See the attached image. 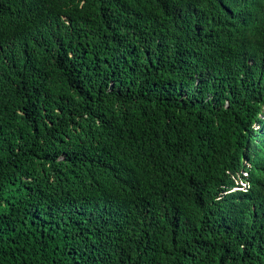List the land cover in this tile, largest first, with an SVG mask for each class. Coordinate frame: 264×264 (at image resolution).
I'll list each match as a JSON object with an SVG mask.
<instances>
[{
  "label": "trees",
  "instance_id": "obj_1",
  "mask_svg": "<svg viewBox=\"0 0 264 264\" xmlns=\"http://www.w3.org/2000/svg\"><path fill=\"white\" fill-rule=\"evenodd\" d=\"M53 2L0 0L38 18L0 50V264H264L213 186L247 170L264 199L243 164L264 160V0ZM62 13L72 33L37 43ZM107 198L150 208L146 246H117Z\"/></svg>",
  "mask_w": 264,
  "mask_h": 264
},
{
  "label": "clouds",
  "instance_id": "obj_2",
  "mask_svg": "<svg viewBox=\"0 0 264 264\" xmlns=\"http://www.w3.org/2000/svg\"><path fill=\"white\" fill-rule=\"evenodd\" d=\"M37 2L40 3V0H37ZM42 2L51 4L47 16L51 14L53 9L57 8L53 0H42ZM68 17L72 19V17L62 13L58 17L59 22L55 25H50L47 33L36 30L37 43H43L48 46V39L51 35L72 33L62 24V21L69 24L67 22ZM35 21H38V18H27L21 13L12 11L5 12L3 11V6L0 5V50L5 52L13 50L17 44H11L9 41L15 40L18 36L17 28L30 30L34 28L33 22ZM198 146L202 148L203 143H200ZM254 157L257 156L249 152L244 158L243 164L246 168L250 169V171L264 166L263 159H254ZM250 174L249 171L245 170L235 174L223 175L213 181V186L217 190H222L223 195L226 194V196H229L230 206L225 217H227L228 220L230 218H235L244 225L250 235L252 234L257 237L260 233L264 232V199L258 197V195H255L254 192L251 191ZM189 176L193 180V176ZM248 184H250V187H248ZM190 200L196 204L195 200ZM107 201L111 203L112 212L110 216L102 217L104 221L111 226L113 239L117 246L120 248L123 245V241L118 235L123 230H128L129 237L134 242H137L140 246H146L147 244L145 242L150 240L146 237L149 230L159 229L158 224L150 222L146 216V211L150 208L137 199L131 203L111 198H107ZM98 218L99 217H94L97 229L100 227V225L97 224ZM222 226L223 224L220 222V228ZM152 235L155 239L159 238L157 233H152ZM250 241L252 240L250 239Z\"/></svg>",
  "mask_w": 264,
  "mask_h": 264
}]
</instances>
